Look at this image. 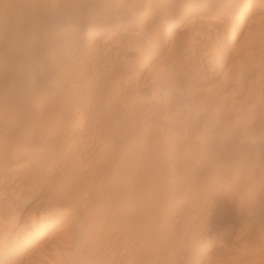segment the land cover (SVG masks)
<instances>
[{"label": "rangeland", "instance_id": "374dc122", "mask_svg": "<svg viewBox=\"0 0 264 264\" xmlns=\"http://www.w3.org/2000/svg\"><path fill=\"white\" fill-rule=\"evenodd\" d=\"M0 264H264V0H0Z\"/></svg>", "mask_w": 264, "mask_h": 264}, {"label": "bare ground", "instance_id": "6f19581e", "mask_svg": "<svg viewBox=\"0 0 264 264\" xmlns=\"http://www.w3.org/2000/svg\"><path fill=\"white\" fill-rule=\"evenodd\" d=\"M198 2H200V1H196V2H194L193 4L195 5H197V4H199ZM184 7H186V5L184 6ZM183 8V7H182ZM187 8V7H186ZM139 12V11H138ZM220 12H222V11H220ZM140 13H141V15L142 16H148V14L150 13L147 9H141V11H140ZM248 12L247 11H239L238 13L236 12V13H233L232 15H231V17H232V23H231V27H232V29L235 31V32H231L230 31V35H229V40L228 41H230L231 42V40L233 41V39H235V34H237L236 32L239 30V29H241V27L243 26V21L246 19V17L248 16ZM262 17V16H261ZM198 18V17H197ZM196 18V19H197ZM200 19H201V21H205V22H208V23H214V21H217V19L218 18H216V14H201L200 15V17H199ZM199 19V20H200ZM262 21V20H261ZM205 22H203V23H205ZM206 24V23H205ZM188 25V23H183V25H182V28H184L185 26H187ZM231 29V30H232ZM232 30V31H233ZM227 42V41H226ZM230 187V186H229ZM222 189H224V188H222ZM233 189V188H232ZM249 197V196H248ZM248 199V198H247ZM12 219H14V218H12ZM31 220V226L25 231V233H24V235L26 236L25 237V239H24V241H23V239H22V241H21V243H22V245L24 246V247H27V246H29L32 242H36L37 240H39V239H41V238H43L44 236H45V234H46V231L48 230V229H50L51 227H53L55 224H57V222L60 220V218H58V217H55L54 215H39V217H37V218H33V219H30ZM29 222V221H28ZM27 222V223H28ZM28 224H30V223H28ZM27 224V225H28ZM27 228V227H26ZM22 230H24V229H22ZM23 234V233H22ZM21 238H22V236H21ZM20 243V244H21ZM42 244H44V243H42ZM41 245V244H40ZM38 248V247H37ZM36 250H38V249H35V251ZM32 251V250H31ZM34 252V251H33ZM32 253V252H31ZM31 253H29V254H31ZM35 253V252H34ZM32 255H33V253H32ZM41 259H42V257H41Z\"/></svg>", "mask_w": 264, "mask_h": 264}]
</instances>
